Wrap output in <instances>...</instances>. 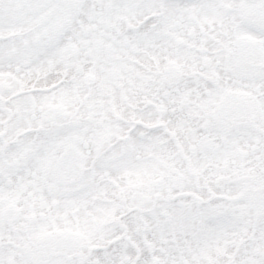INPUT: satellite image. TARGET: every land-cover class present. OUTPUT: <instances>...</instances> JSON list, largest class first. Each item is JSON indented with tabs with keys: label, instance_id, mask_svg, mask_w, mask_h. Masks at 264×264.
Returning <instances> with one entry per match:
<instances>
[{
	"label": "snow or ice",
	"instance_id": "obj_1",
	"mask_svg": "<svg viewBox=\"0 0 264 264\" xmlns=\"http://www.w3.org/2000/svg\"><path fill=\"white\" fill-rule=\"evenodd\" d=\"M0 264H264V0H0Z\"/></svg>",
	"mask_w": 264,
	"mask_h": 264
}]
</instances>
